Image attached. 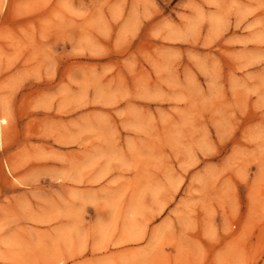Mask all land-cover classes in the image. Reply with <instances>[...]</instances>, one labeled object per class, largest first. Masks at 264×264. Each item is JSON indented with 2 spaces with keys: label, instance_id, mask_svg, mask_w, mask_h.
<instances>
[{
  "label": "rangeland",
  "instance_id": "1",
  "mask_svg": "<svg viewBox=\"0 0 264 264\" xmlns=\"http://www.w3.org/2000/svg\"><path fill=\"white\" fill-rule=\"evenodd\" d=\"M0 264H264V0H0Z\"/></svg>",
  "mask_w": 264,
  "mask_h": 264
}]
</instances>
